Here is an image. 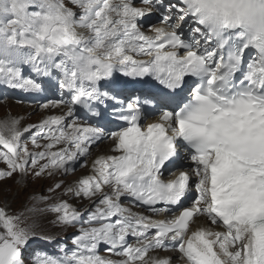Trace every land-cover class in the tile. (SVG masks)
<instances>
[{
    "label": "snow or ice",
    "instance_id": "obj_1",
    "mask_svg": "<svg viewBox=\"0 0 264 264\" xmlns=\"http://www.w3.org/2000/svg\"><path fill=\"white\" fill-rule=\"evenodd\" d=\"M140 3L146 7L136 0H0V85L39 93L46 79L69 97L41 104L67 111L39 124L0 122V181L14 173L67 175L104 139L117 153L97 157L92 175L64 188L65 196L91 201L85 213L67 200L50 207L63 227L81 225L72 247L35 252L31 264H173L171 256H149L169 250V242L176 264H264V0ZM154 10L163 26L149 24V35L141 21ZM188 19L197 25L191 39L173 23ZM148 76L170 91L150 90L143 103L126 99ZM186 77L195 78L187 97L143 126L145 106L156 96L174 98ZM113 120L122 126L108 130ZM33 129L38 152L22 143ZM181 147L191 166L166 180L162 169ZM124 199L166 218L133 212ZM197 217L222 230L190 231ZM34 238L32 224L0 208V264H29Z\"/></svg>",
    "mask_w": 264,
    "mask_h": 264
},
{
    "label": "rangeland",
    "instance_id": "obj_2",
    "mask_svg": "<svg viewBox=\"0 0 264 264\" xmlns=\"http://www.w3.org/2000/svg\"><path fill=\"white\" fill-rule=\"evenodd\" d=\"M165 2H167V0H165ZM136 6L146 7V5L140 3V1L136 2ZM152 14L160 15L158 19L156 20V21H159V24L157 26L160 27L162 25L161 23L162 15H163L162 11L154 10ZM177 22L181 23L183 21H177ZM192 22L193 21L189 19L185 23L189 24ZM18 107H21V106H18ZM0 108H1L0 109L1 112H3L5 115V118H7L6 120L12 119V118H9L11 115L8 110L9 109L8 106L7 107L0 106ZM17 110L24 112L23 114H19L13 117V118H17L20 120L19 126H21L24 122H26V118L30 116H33L36 114H37L36 116L42 115V111L38 110V108L31 109L27 107H21ZM38 120L39 118L36 117L28 121L36 122ZM0 150H3V149L0 148ZM102 152L103 151L97 147L93 149V152L90 158H94L95 156H97L98 154ZM80 159H83V157H81ZM88 175H89V171H87V169L84 168V169H75L73 172L67 175L58 173L54 178H50L47 175L39 179L33 176L30 177V175L25 176V177H21L20 175H17V176H13L10 179H6L0 182V207H2L8 213V215L20 216L21 221H26L27 223L32 224L33 227L35 228V238L32 240L36 241L37 239H39V241L42 242V243H39V241H36L38 244H40V247L38 248L35 247L32 250V255L35 252L41 251V249L46 250L49 247L57 244L59 242V238L63 237L66 231L68 232L72 229L78 230L80 228L77 226L73 228L63 227L62 231H60L59 228L62 225L57 223V214L53 215L48 210L44 209L43 207H40L38 203L47 202L48 203L47 205L49 206L48 209H50L52 205L50 201H53L54 203L55 202L58 203L61 200H63L62 196H63L65 187H67L68 185L74 184L80 178L88 176ZM56 183H62L64 187H61L60 189H56L59 192L56 194H52L50 189L55 188ZM42 197H47V199L42 200L41 199ZM71 205H73L78 210L82 211L83 213H85L86 209L89 208V206H85V205H80V204L74 205L73 201L71 202ZM24 213H30V214L27 216H24L23 215ZM84 219H86V217H84ZM44 236H51L54 238L49 241V240L42 239ZM70 237L65 238V240L68 241ZM67 244L68 242H66V245ZM158 255L165 256L160 253ZM171 257L174 258V256H171Z\"/></svg>",
    "mask_w": 264,
    "mask_h": 264
},
{
    "label": "bare ground",
    "instance_id": "obj_3",
    "mask_svg": "<svg viewBox=\"0 0 264 264\" xmlns=\"http://www.w3.org/2000/svg\"><path fill=\"white\" fill-rule=\"evenodd\" d=\"M137 1H139V0H136V2ZM69 6H71L72 7V5H70L69 4ZM151 20H153V17H151V15H149V16H146L142 21H141V23L144 25V29L143 30H145V31H147V26H148V23L151 21ZM173 23H175L174 21H173ZM156 25V24H155ZM154 26V25H153ZM181 26H182V24H181ZM151 34H153V33H150L149 35H151ZM20 92V94L21 95H23V92L22 91H19ZM8 106V105H7ZM7 106H2V107H7ZM10 108V111H11V113L12 114H19L20 113V111H18L17 109H19V108H16L15 106H10L9 107ZM22 113V112H21ZM37 115V114H36ZM36 115H33V116H30L29 118H27V120L29 119V120H31V119H33V118H36V117H38L40 120H42V116L43 115H41V116H36ZM98 148L100 149V150H102V151H104V153L106 152V151H108V149H109V147H106V150H105V148H104V145H99L98 146ZM101 155H104V154H101ZM92 164V163H91ZM86 175V174H85ZM83 176V175H82ZM80 177V176H79ZM75 184V183H74ZM53 190L54 191H51V193L52 194H56V193H58L59 191L58 190H56L55 188H53ZM193 196H194V193H193ZM62 198H63V200H67L68 201V203L69 204H71V202L73 201V204L74 205H76V204H80V205H85V206H91V201H88V200H84V199H77V198H74V197H72V196H62ZM51 199V198H50ZM50 203L52 204V205H54V204H56V202L54 203L53 201H50ZM39 205H40V207H43L44 209H46V210H48L50 213H52L53 215H55L56 213H54V212H52V211H50V209H48V203L47 202H44V203H38ZM124 204V206L125 207H130L131 209H132V211L133 212H136V207L135 206H133V204H131V205H129V204H126V203H123ZM6 206V205H5ZM42 209V208H41ZM33 212H34V210H33ZM32 212V213H33ZM30 213H24L23 215L24 216H27V215H29ZM77 227H80L81 225L80 224H77L76 225ZM71 228V227H70ZM73 228V227H72ZM62 229H63V226H61L60 228H59V230L60 231H62ZM169 245H171V242H169ZM102 249H103V247H101V249H100V254L101 255H108V253H106L105 251H102ZM162 255H165V256H174V259H173V262H175V257H177L178 256V253L175 251V250H173V249H169V250H167V251H159ZM114 259H116L117 257H113Z\"/></svg>",
    "mask_w": 264,
    "mask_h": 264
}]
</instances>
